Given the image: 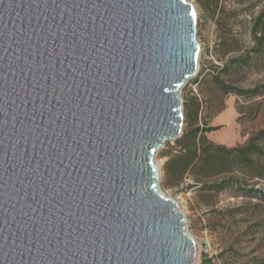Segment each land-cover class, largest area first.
<instances>
[{
    "label": "water",
    "instance_id": "obj_1",
    "mask_svg": "<svg viewBox=\"0 0 264 264\" xmlns=\"http://www.w3.org/2000/svg\"><path fill=\"white\" fill-rule=\"evenodd\" d=\"M195 21L188 0H0V264H194L155 154Z\"/></svg>",
    "mask_w": 264,
    "mask_h": 264
},
{
    "label": "rangeland",
    "instance_id": "obj_2",
    "mask_svg": "<svg viewBox=\"0 0 264 264\" xmlns=\"http://www.w3.org/2000/svg\"><path fill=\"white\" fill-rule=\"evenodd\" d=\"M188 1L196 12L198 66L180 92V136L155 154L160 183L183 206L194 264H264V178H249L237 166L201 177L186 166L195 147L199 152L196 126L215 127L202 133L228 147L264 128V45L254 37V30L264 32V0ZM255 87L258 93L249 91Z\"/></svg>",
    "mask_w": 264,
    "mask_h": 264
},
{
    "label": "trees",
    "instance_id": "obj_3",
    "mask_svg": "<svg viewBox=\"0 0 264 264\" xmlns=\"http://www.w3.org/2000/svg\"><path fill=\"white\" fill-rule=\"evenodd\" d=\"M264 13V9L258 15L260 17ZM256 29V28H255ZM254 37L259 45H264V32ZM252 93H258V88H252ZM213 128H201L196 126L191 133L199 139V152L196 147L186 161V166L192 165L193 171L201 177L216 174L218 172L230 171L231 167L237 166L249 178H264V128L259 129L252 134L244 143L234 146H225L215 144L207 140L203 131ZM184 135L182 138H184ZM207 169L205 172L204 169ZM203 169V170H202ZM261 195L264 190L259 189Z\"/></svg>",
    "mask_w": 264,
    "mask_h": 264
},
{
    "label": "bare ground",
    "instance_id": "obj_4",
    "mask_svg": "<svg viewBox=\"0 0 264 264\" xmlns=\"http://www.w3.org/2000/svg\"><path fill=\"white\" fill-rule=\"evenodd\" d=\"M157 162H158V165H159V170H160V177H161L162 170H161V167H160V161H159V160H157ZM174 199L177 201V203H178L179 207H180V208H181V210L183 211V206H182V204H181L180 200H179V199H177V198H174ZM186 220H187V219H186Z\"/></svg>",
    "mask_w": 264,
    "mask_h": 264
}]
</instances>
